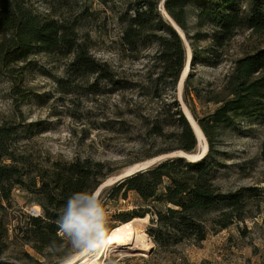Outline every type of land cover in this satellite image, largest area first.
<instances>
[{"label":"trees","instance_id":"16d2710c","mask_svg":"<svg viewBox=\"0 0 264 264\" xmlns=\"http://www.w3.org/2000/svg\"><path fill=\"white\" fill-rule=\"evenodd\" d=\"M160 1L134 0L119 15L118 52L138 58L144 48L154 46L144 83H127L91 54L88 38L81 39L77 33L75 19L39 13L30 0H0V75L21 81L25 70L34 65L32 57L41 55L52 62L67 61L66 77L56 79L57 89L66 95L80 88L96 96L138 87L156 104L153 114L144 118L143 134L165 144L143 159L175 151L195 153L197 141L176 96L185 46L167 16L186 36L190 65H215L240 30L264 36V0H164L165 13ZM201 41H206L204 47ZM192 75L188 72L184 80L182 96L207 141L204 157L193 161L167 157L109 185L104 196L107 202L131 197V207L115 210L110 219L120 225L147 220L144 231L160 251L185 242L198 245L209 232L252 218L250 199L259 195L255 187L223 190L217 177L227 166L226 153L219 149L223 134L243 118L264 116V47L254 46L232 61L221 90L206 99L216 106L202 115L189 103L191 92L201 98L192 87ZM77 78L85 86L77 85ZM15 92L21 99L32 94ZM15 136L16 124H0V264H53L48 247L59 240L55 221L61 206L74 191L97 188L114 169L109 162L88 157L40 165L14 148ZM16 189L39 206L38 215L15 207ZM261 201L264 195L254 201L255 207Z\"/></svg>","mask_w":264,"mask_h":264},{"label":"rangeland","instance_id":"374dc122","mask_svg":"<svg viewBox=\"0 0 264 264\" xmlns=\"http://www.w3.org/2000/svg\"><path fill=\"white\" fill-rule=\"evenodd\" d=\"M133 1L30 0L39 13L75 19L79 37L88 38L91 54L108 63L117 79L144 83L151 71L149 57L154 46L148 45L138 58L126 57L117 49L122 35L119 15L127 11ZM159 8L161 10L160 4ZM190 22L191 26L194 23L192 18ZM205 44L206 41L200 42L201 47ZM254 46L264 47V36L240 30L223 48L219 63L189 64L188 72L193 74L192 87L201 95L197 98L191 92L189 97L197 114L210 112L216 106L206 99L221 90L232 61ZM189 48L185 46V59L191 58ZM32 59L34 65L25 70L21 81L0 75V124L4 121L16 124L17 136L12 144L17 151L29 155L33 162L47 165L49 160L77 157L109 162L114 173L103 181L105 183L133 165L150 160L143 157L165 145L146 139L143 134L144 118L153 114L156 104L138 87L96 96L85 94L80 88L76 93L66 95L57 89L56 79L66 77L67 61L52 62L41 55ZM76 80L77 85L85 86L78 78ZM17 90L32 94L21 99L15 92ZM182 100L186 105L183 97ZM263 141L264 116H252L227 129L219 144V149L226 153L227 165L217 177L222 189L255 187L259 190L256 191L259 195L250 199L252 218L217 233L209 232L198 245L185 242L169 251L156 250L144 231L147 220L136 219L130 224L136 231L143 232L150 244L142 249H112L109 257H101V264H179V261L185 264H264V202L259 203V208L254 202L264 195ZM201 148L198 145L196 152ZM108 187L101 189L104 199ZM29 199L28 194L19 189L12 193V203L20 211L30 213L32 208L40 211L38 205L29 203ZM131 199L104 201L108 226L119 225L110 219L111 214L115 210L130 208Z\"/></svg>","mask_w":264,"mask_h":264},{"label":"clouds","instance_id":"9594fccd","mask_svg":"<svg viewBox=\"0 0 264 264\" xmlns=\"http://www.w3.org/2000/svg\"><path fill=\"white\" fill-rule=\"evenodd\" d=\"M57 235L48 247L53 264H101L112 253L108 215L99 188L71 193L61 206Z\"/></svg>","mask_w":264,"mask_h":264},{"label":"water","instance_id":"95a60500","mask_svg":"<svg viewBox=\"0 0 264 264\" xmlns=\"http://www.w3.org/2000/svg\"><path fill=\"white\" fill-rule=\"evenodd\" d=\"M163 1L164 0H161L160 7H161V11L163 13H165L164 12V7H163ZM167 18H168L169 21H171V24H172L173 28L176 30L178 35L181 37V39L183 40V43H185V46L189 47V45H188V43H187V41L185 39L186 36H184V34L182 32L180 34L179 31H181V30L174 24V22H172V20L168 16H167ZM189 52H191L190 48H189ZM190 56H191V53H190ZM189 64H190V59L186 58L185 59V63H184V67H183V69H182V71H181V73L179 75V80H178L179 82L177 83V94H178L177 100L179 102L180 108H181L182 112L184 113V116H185L187 122L189 123V125H190V127H191V129L193 131V134H194L195 139L197 141L196 145L197 146L200 145V140H201V136H202L203 137L202 141H204L203 142L204 143V148L199 149L195 153H187V152H184V151L183 152L182 151H175V152L168 153V155L167 154H162V155L153 157L150 160L138 163V165L137 164L133 165L132 167H130V169H127L126 171H124V172L118 174L117 176H115L114 178L109 179L105 183L104 182L101 183L97 188L102 189L105 186H109V185L115 183L116 181H118V180H120V179H122V178H124V177H126V176H128V175H130L132 173H134V172L146 169L149 166H151V165H153V164H155V163H157V162H159V161H161V160H163V159H165L167 157L179 156V157H183V158H185L187 160H191V161L200 159L201 157H204L205 153L207 152V141H206L201 129L198 127V124H197V126L194 124L192 118H190L188 116V114H186V112L182 109V106H181L182 105L181 104V100H182V97H183L182 96V89H183V84L185 82L184 80H185V78L187 76V70L189 69Z\"/></svg>","mask_w":264,"mask_h":264},{"label":"bare ground","instance_id":"6f19581e","mask_svg":"<svg viewBox=\"0 0 264 264\" xmlns=\"http://www.w3.org/2000/svg\"><path fill=\"white\" fill-rule=\"evenodd\" d=\"M179 32L181 34V31ZM181 104L182 109L186 112V114H188L190 118H192L194 124L197 126L196 121L182 100ZM202 138L203 137L201 136L200 145L202 148H204V144H202L204 141H202ZM110 234L112 249H118L119 247H123L128 250L142 249L150 244L149 238L136 231L130 222L121 223V225L119 224L115 226L110 230Z\"/></svg>","mask_w":264,"mask_h":264},{"label":"built area","instance_id":"2783aa9c","mask_svg":"<svg viewBox=\"0 0 264 264\" xmlns=\"http://www.w3.org/2000/svg\"><path fill=\"white\" fill-rule=\"evenodd\" d=\"M30 214H32V215H38V214H39V210H38V209H36V208H32V210H31ZM179 264H185V263H184V262H181V261H179Z\"/></svg>","mask_w":264,"mask_h":264}]
</instances>
